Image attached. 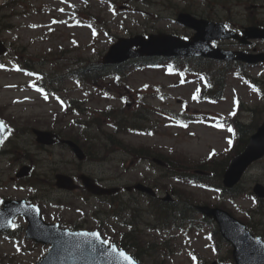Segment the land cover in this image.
Listing matches in <instances>:
<instances>
[{"label": "rangeland", "instance_id": "374dc122", "mask_svg": "<svg viewBox=\"0 0 264 264\" xmlns=\"http://www.w3.org/2000/svg\"><path fill=\"white\" fill-rule=\"evenodd\" d=\"M261 5L264 6V0H0V31L2 25L6 27L2 28L0 38L8 46L4 61L12 67L15 59L32 55L34 58L31 64L36 70V77L14 69L0 71V105H6L7 113L17 119L24 122L40 121L38 124L42 127L47 126V123L57 125V119L65 117V123L61 122L59 127L68 125V129L80 132L83 137L81 141L84 142L86 137L87 144H97V148L90 147L91 159L79 162L66 147L55 146L52 154L36 153L31 144L34 138L31 133L26 132L21 138V144L22 141L26 142L27 148H31L32 161L36 160L38 164L34 175L36 172H44L51 179L53 167L69 173L79 165L81 170L92 174L104 185H131L140 181L155 186L159 195L164 196L168 191L174 198H177L174 191H178V187L186 188L194 191L195 196L202 200L213 204L225 203L227 211L237 219L246 215L252 223H256L254 233L263 237L264 202L258 201L257 204L249 197V193L252 192L255 182L264 185V158L247 170L233 192L219 195L192 183L178 182L167 177L166 171L154 164L150 158L141 160L138 155L130 153L134 150L127 151L119 143L121 139L133 146L157 147L164 156L177 154L194 161L206 159L212 150H225L234 134L229 131L228 125H222V121H218L214 115H230L235 111L238 101H241V117L245 123L250 120H259V123L264 121V97L252 85L235 78V65L228 67L227 64L219 62H212L210 65L211 71L222 69L221 75L228 72L222 99L219 101L199 98V91L205 88L200 79L190 73H185L181 78L178 73L168 72L164 66L131 69L123 84L111 92L115 97L110 98L99 95L93 86L80 84L70 77L62 78L80 59H101L109 46L120 37L158 32L191 36L193 30L175 21L179 12L177 6H188L195 13L193 15L212 21L230 22L236 28L246 24L247 19L251 20L253 10L259 8L260 13L264 14ZM221 42L218 45H222ZM230 44L227 40L223 43L226 48ZM263 47L261 44L260 48L264 51ZM242 49L248 50L246 46ZM82 56L85 58H81ZM203 65L205 64L199 68ZM244 70L249 76L264 79V65L247 66ZM37 81L43 86V90L29 86V82L37 84ZM69 101H79L83 109H94L93 113H84L81 110L79 114L74 112L65 116L61 113V108ZM144 102L147 104L146 109L139 106ZM109 106L115 107L116 113L112 116L96 111ZM121 106H125V111L133 113V116L144 118V126H153L154 131L120 133L114 129L109 122L115 124ZM55 109H59L58 115L54 114ZM181 112L213 116L211 122L218 126L198 122L189 123L186 129L181 128L185 124L183 120L169 117H177ZM98 117L100 126L92 120ZM71 119L78 121L73 123L76 128L69 127ZM228 154L232 155L231 152ZM8 165L7 159L0 161V184H7L17 167L8 168ZM192 171L194 173V169L190 172ZM14 184L15 181H12L6 189L0 188V193L12 198L32 195L34 200L43 204L45 220L61 217L63 224L67 221L76 224V228H94L99 224L91 217V211L98 209L97 198L90 197L82 201L78 191L72 193L48 187L46 177L40 178V190L22 189ZM126 194L121 193L124 200L127 199ZM131 195L133 203L130 207L134 211L125 212L126 224H122L120 220L115 225L120 229H128L127 223L134 213L136 221H139L140 234L147 241L144 245L147 250L145 255L150 259L161 261V254L170 252L168 259H163L161 264H210L213 260H216V264H230L224 242L219 244L218 252L214 250V243L210 238L213 225L206 224L199 233L175 225L167 226L162 231L156 230L153 226L157 225L156 218L153 208L148 206V197L136 192ZM69 201L78 210L87 209L88 215L70 210L67 205ZM183 204L177 198L173 206L183 208ZM173 206L169 205L168 208L173 209ZM195 218L199 217L195 215ZM189 219H193L191 214ZM103 220V228H108L106 231L103 229V233L111 234V225L115 219L103 214ZM147 223L153 225L149 228L145 225ZM16 225L21 229L17 228L12 236L0 235V259L14 264H33L46 253L48 247L37 243L34 245L25 238L26 222L23 218L17 219ZM155 239L159 246L157 244L156 250L148 254V251H152V247H148L149 242ZM127 244L131 245L129 242ZM128 245L126 247L133 252L134 249Z\"/></svg>", "mask_w": 264, "mask_h": 264}, {"label": "water", "instance_id": "95a60500", "mask_svg": "<svg viewBox=\"0 0 264 264\" xmlns=\"http://www.w3.org/2000/svg\"><path fill=\"white\" fill-rule=\"evenodd\" d=\"M179 20L197 30L195 35L183 40L180 37L166 34L135 36L129 39H120L111 46L110 50L104 55L102 63H119L129 58L140 55H179L194 54L202 56L216 57L220 59L231 58L233 53L222 52L211 48L209 42L212 39L222 37L224 31L220 29V24H213L205 20H198L188 14H180ZM217 28L220 31H218ZM264 33V31H261ZM261 33L259 36H264ZM252 36H258L252 35ZM133 47H138L133 49ZM4 46L0 42V53L4 51ZM5 129L0 124V139ZM39 139L48 138L46 132L36 131ZM82 159L84 157L80 148L72 141H66ZM264 156V123L261 124L255 133H253L246 148L230 161L223 174V184L227 187L235 185L246 168L255 160ZM161 163L159 160H155ZM83 184L94 194H110L117 189H109L95 184L94 180L82 175ZM56 183L59 187L73 189L76 185L73 179L64 174L56 175ZM136 189L154 194L151 188L143 184H135ZM254 192L259 197H264V186L256 184ZM169 198V196H167ZM13 202V201H9ZM9 202L8 207H11ZM13 212L8 208L0 210V230L10 226L14 214L26 215L29 225L26 230L28 237L37 242L50 244L51 247L46 256L36 264H138L135 259L126 253L125 250H118L115 244L108 245L98 231H73L61 229L58 224L45 223L41 217L37 206L29 205L26 209L20 203ZM200 212L214 218L217 222L219 231L232 245L233 257L236 264H264V242L260 237H254L246 228L245 224L233 218L228 212L220 208H211L209 206H197ZM129 257L125 260L124 256Z\"/></svg>", "mask_w": 264, "mask_h": 264}, {"label": "trees", "instance_id": "16d2710c", "mask_svg": "<svg viewBox=\"0 0 264 264\" xmlns=\"http://www.w3.org/2000/svg\"><path fill=\"white\" fill-rule=\"evenodd\" d=\"M71 74L72 76L76 77L78 80L82 82H87L93 85L102 84L106 80H108V82H106V85H108L112 89L115 88L117 85H120L124 77V74L126 75V73L123 72V65H114V66L102 65L99 61H94L91 63L90 62L84 63L83 65L79 66L77 69L72 71ZM88 111L92 112L90 108ZM101 113H103V115L107 114L106 111H103ZM99 118L100 117L94 118L92 120H95L96 123L100 126ZM117 118H118L117 124L120 127L119 131L121 132H128V131L144 129V127L140 125L139 123L135 122L134 120L127 121V119H124V117L120 114L117 116ZM257 123H258V120H253L250 122V124L246 125L244 129L243 128L240 129L239 135H237L235 140L233 141L234 144L230 146V149L231 147L236 146V148L233 151V154L241 150L246 144L247 138H245L243 132L245 133V132L253 131L258 125ZM67 136L72 137L73 139H76V140L79 137L83 138L80 134L78 135L75 131L68 132ZM85 139L86 140L82 143V145L94 147L92 143L87 144L88 138L85 137ZM121 144L125 148V150L127 151L134 150V152L132 151L131 152L134 154H140L139 155L140 157H150L152 155H156V156L162 157L163 159L167 160V167L165 170L167 174L170 176H174L177 178H183V176H181L182 175L181 170L188 169L190 167H199L201 169L204 168V169L212 170L214 174L211 180L204 177V179L202 178L203 180L202 182H204L208 186L213 185V187L218 190H223L222 185H221V174L223 171V167L225 166V164L228 162L230 158V155L227 152H221L220 155L218 153L213 152L212 155L205 160L197 161V162H194V161L189 162L185 157H180V156L169 157L168 155L164 156L157 149L146 146V145L133 146L125 142H122ZM183 195H186V196H183V197L180 196V198L184 201L185 209L183 210H180L178 208H175L174 210L170 209L169 213L167 212V209H165L164 213L162 210L158 211V215H157L158 218L156 219L160 220V226L162 228H164L165 226H169L172 223H176V221L180 223H187L190 220L189 219L190 214L192 218H195L196 212L194 211V208H193L194 197L191 196L192 193L184 191ZM186 207H188V209ZM119 212L120 211H116V214H119ZM187 212H189L190 214ZM189 224L193 226L192 222ZM195 227L199 228L200 224L196 225ZM215 234H217L216 231H215ZM130 243H132V245L136 247H139L140 245L145 243V241L143 240V238L140 237L139 239L135 238V239L130 240ZM136 257L140 261L144 260L143 258L144 255L140 257L138 254H136Z\"/></svg>", "mask_w": 264, "mask_h": 264}, {"label": "flooded vegetation", "instance_id": "af4514ba", "mask_svg": "<svg viewBox=\"0 0 264 264\" xmlns=\"http://www.w3.org/2000/svg\"><path fill=\"white\" fill-rule=\"evenodd\" d=\"M233 44H234V48L237 50V49H240V47H241V44H240V42L239 41H235V42H232ZM264 45V40H252L251 42H250V44H248V52H260V51H263L261 48H260V45ZM264 48V47H263ZM37 147V149L38 150H41V151H44V152H46V151H51V152H53V149H52V147L53 146H51V147H47V146H36ZM3 151H5L6 153H8V154H10V156H8V158H11V159H16L17 158V156L15 155V156H13V152H12V150H7V149H3ZM19 155V154H18ZM80 175V174H79ZM81 190H83V188L82 187H79L78 188V191H81ZM79 197H81L80 195H78ZM76 197H77V195H76ZM88 215V214H87ZM74 225H76V224H74Z\"/></svg>", "mask_w": 264, "mask_h": 264}, {"label": "snow or ice", "instance_id": "6c2138e0", "mask_svg": "<svg viewBox=\"0 0 264 264\" xmlns=\"http://www.w3.org/2000/svg\"><path fill=\"white\" fill-rule=\"evenodd\" d=\"M0 123H2V122H0ZM229 131H231V129H229ZM120 255H121V256H124V253H120ZM124 259H125V260H129V257L124 256Z\"/></svg>", "mask_w": 264, "mask_h": 264}]
</instances>
